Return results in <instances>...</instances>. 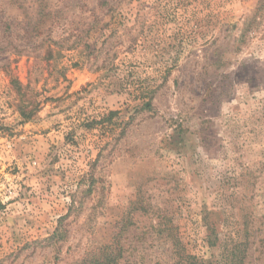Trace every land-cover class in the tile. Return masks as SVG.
<instances>
[{
	"label": "rangeland",
	"instance_id": "374dc122",
	"mask_svg": "<svg viewBox=\"0 0 264 264\" xmlns=\"http://www.w3.org/2000/svg\"><path fill=\"white\" fill-rule=\"evenodd\" d=\"M127 221L119 264H264V0H0V264Z\"/></svg>",
	"mask_w": 264,
	"mask_h": 264
},
{
	"label": "trees",
	"instance_id": "16d2710c",
	"mask_svg": "<svg viewBox=\"0 0 264 264\" xmlns=\"http://www.w3.org/2000/svg\"><path fill=\"white\" fill-rule=\"evenodd\" d=\"M18 83V81H16ZM21 88V87H19ZM144 107L146 109H150L152 107L151 102L144 103ZM36 108L33 107H23L20 108V113L24 118H31L35 112ZM125 223V222H124ZM128 221L123 224L120 229L119 234L114 238V242L104 248L100 249L99 252L87 255L81 262L78 264H119V260L123 257L124 248L121 245V238L123 234H125L126 227L128 226ZM54 236H58V232L56 231ZM118 238V239H117ZM240 245L235 244L231 249V261L229 264H244L245 260L243 257L237 256L236 252L238 251ZM182 260H185V264H200L195 257L190 255H184L181 257Z\"/></svg>",
	"mask_w": 264,
	"mask_h": 264
}]
</instances>
